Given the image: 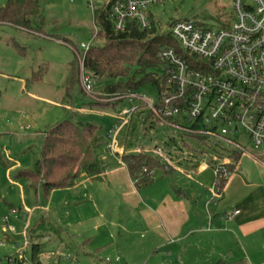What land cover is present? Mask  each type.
Wrapping results in <instances>:
<instances>
[{
    "label": "rangeland",
    "instance_id": "obj_1",
    "mask_svg": "<svg viewBox=\"0 0 264 264\" xmlns=\"http://www.w3.org/2000/svg\"><path fill=\"white\" fill-rule=\"evenodd\" d=\"M6 2L0 0V8ZM38 2L40 11L25 28L0 22V153L4 160L0 164V264H18L9 262V257L22 260L17 244L26 247L28 241L26 254L31 259L35 238H29L32 232L42 242L45 241L42 237H52L44 242L38 256L45 264H214L216 251L209 243L193 242L186 249L171 242L165 243V249L157 250L156 241L148 242L135 207L122 202L119 191L108 187L106 177L84 184L80 181L78 191L89 192V196H78V200L69 197L72 204L81 199H93L94 204L65 205L61 202L64 190H55L36 203L29 179L19 173L32 169L42 148L44 132L66 119L97 124L102 135L98 153L108 170L122 154L107 149L110 142L107 133L120 123L118 114L132 107L135 110L117 136V143L125 147V153L142 152L165 162L157 152V148H162L173 164L170 176L185 184L192 179L212 187L215 183L212 169L198 176L196 171L204 161L214 164L215 158L218 162H231L235 172L247 181L264 184V145L255 148L246 130L234 137L248 152L234 153L213 138L202 140L155 119L140 99L123 98L128 92L121 93L122 96L106 94V85L114 82L111 78L93 80L91 93H86L75 49L92 34L87 0ZM152 10L162 31H169V24L182 18L212 28L229 26L234 20L233 0H165ZM97 43L102 45L105 41L99 38ZM74 61L78 64L82 92L75 90L69 100L66 90ZM34 73L39 76L36 80ZM144 92L154 96L156 90L146 87ZM162 176L157 175L154 188L147 186L140 193L158 191L160 185L156 184L163 178L170 181ZM12 210L16 213L10 215ZM25 215L26 221L22 219ZM42 219L53 223V228L45 224L38 229ZM51 251L57 256H51ZM67 252L77 258L75 263L73 258L66 261L58 258ZM116 257L119 261L114 260ZM106 258L111 262H106Z\"/></svg>",
    "mask_w": 264,
    "mask_h": 264
},
{
    "label": "built area",
    "instance_id": "obj_2",
    "mask_svg": "<svg viewBox=\"0 0 264 264\" xmlns=\"http://www.w3.org/2000/svg\"><path fill=\"white\" fill-rule=\"evenodd\" d=\"M164 2L87 0L92 14V34L87 42L75 49L86 93L90 94L93 89V79L84 69V60L90 47L99 39L96 13L107 8L118 32H124L131 23L141 30H149L152 20L156 21L153 7ZM233 13V22L219 28L204 26L188 18L173 21L169 31L178 49L165 46L158 52L162 67L157 78L164 81L162 89L154 96L131 91L123 98L140 99L155 119L185 133L213 138L233 152H248L234 135L244 129L255 148L264 145V0H233ZM134 110L132 107L121 111L118 114L120 123L107 133L110 140L107 149L114 154L125 153L124 147L117 143V136ZM157 152L171 164L162 148H157ZM200 168L213 171L215 183L211 192L214 197L218 196L217 182L222 178L228 180L236 170L228 160L218 162L216 158L214 164L204 161ZM239 212L236 209L231 216ZM15 213L16 210H12L10 215ZM25 234L27 236L28 232ZM28 245L29 241L26 247L18 246L22 260L9 257V262L31 264L26 254ZM51 256H57L56 252L51 251ZM58 258L77 261L71 254L62 258L58 255ZM114 260L119 261V257ZM105 261L111 262V259Z\"/></svg>",
    "mask_w": 264,
    "mask_h": 264
},
{
    "label": "trees",
    "instance_id": "obj_3",
    "mask_svg": "<svg viewBox=\"0 0 264 264\" xmlns=\"http://www.w3.org/2000/svg\"><path fill=\"white\" fill-rule=\"evenodd\" d=\"M38 11V0H7L0 8V22L24 27ZM96 22L99 26V38H103L105 43H95L90 47L84 60L85 71L93 80L103 77L114 80L112 84L106 85V94L144 92L146 87H153L156 90L154 95H157L164 84V81L157 78L162 67L158 52L165 46L178 49L170 31H162L159 23L152 20L149 30H141L131 23L124 32H118L113 27L107 8L96 13ZM77 70L78 64L74 61L71 64L72 74L66 90L69 100L75 90L81 91ZM33 78L38 79V74L34 73ZM100 130L101 127L95 123H77L66 119L44 132L42 148L32 169L21 170L19 173L29 179L36 203L48 198L56 189L75 187L82 176L91 181L105 179L107 168L98 153L102 145ZM197 137L204 140L202 136ZM120 158L138 189L150 186L156 181L157 175H165L172 170L169 164L142 152L123 153ZM0 164H4L1 153ZM226 183L227 179L223 178L217 182L219 197L223 194ZM45 224L49 228L54 226L53 223L42 219L37 225L38 229ZM31 237L36 238V232H32L29 238ZM35 238L32 242L30 263L45 264L38 259L45 241L42 242L41 237L37 240ZM214 264L225 262L220 259Z\"/></svg>",
    "mask_w": 264,
    "mask_h": 264
},
{
    "label": "crops",
    "instance_id": "obj_4",
    "mask_svg": "<svg viewBox=\"0 0 264 264\" xmlns=\"http://www.w3.org/2000/svg\"><path fill=\"white\" fill-rule=\"evenodd\" d=\"M165 164L168 165V162L165 161ZM169 166L172 167L171 172L162 177H169L170 181L163 178L156 184L160 185L156 188L158 191L150 190L145 194L140 193L141 190L134 185L120 156L107 170L108 187L119 191L122 202L135 207L149 237L148 242L156 241L157 250L165 249V243L171 242L186 249L193 242L196 245L209 243L215 247V261L222 259L225 264H264V184L251 183L243 175L233 172L223 194L214 197L211 187L202 182L191 179L190 183L185 184L178 181L176 176H170L172 162ZM207 170L199 166L196 174L202 175ZM80 181L84 184L91 180L82 176ZM154 184L150 185L151 189ZM56 190L65 191L61 202L70 207L94 204L93 199L70 203V195L74 200H78V196H89V192H79L77 185ZM236 209L240 212L231 216ZM22 219L26 221L27 215ZM67 254L69 252L63 255Z\"/></svg>",
    "mask_w": 264,
    "mask_h": 264
},
{
    "label": "water",
    "instance_id": "obj_5",
    "mask_svg": "<svg viewBox=\"0 0 264 264\" xmlns=\"http://www.w3.org/2000/svg\"><path fill=\"white\" fill-rule=\"evenodd\" d=\"M19 244H17V246H18Z\"/></svg>",
    "mask_w": 264,
    "mask_h": 264
}]
</instances>
